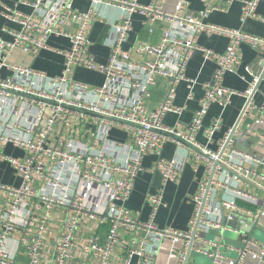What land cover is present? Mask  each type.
I'll list each match as a JSON object with an SVG mask.
<instances>
[{
    "label": "built area",
    "instance_id": "built-area-1",
    "mask_svg": "<svg viewBox=\"0 0 264 264\" xmlns=\"http://www.w3.org/2000/svg\"><path fill=\"white\" fill-rule=\"evenodd\" d=\"M89 1L88 12L77 10L76 0L23 2L32 7L31 13L0 4L2 17L20 26L17 30L3 28L10 38L0 36V70L9 72L7 76L0 73V148L12 145L24 152L14 157L0 149V161L9 162L21 177L20 186L0 183V190L7 192V197L0 199V264H15L17 249L10 246L13 240L27 248L30 264H37L51 244L48 264H73L80 253L96 256L97 264L113 260L116 264H156L157 255L148 249L154 234L184 243L181 249L172 246L170 251L178 264H199L191 260L192 251L211 258L212 264H264V242L254 235L257 230L264 231V102L254 100L264 82V68L251 72L249 81L242 76L248 82L245 91L224 84L226 74L237 73L241 65V45L247 43L254 51H263L264 37L206 24L194 14L181 17L169 13L159 1L148 5L136 0ZM45 5L49 7L46 13ZM104 5L119 7L124 14L113 24L115 37L107 42L108 60L99 63L92 56L86 30L93 24V14L99 15ZM254 8V1L246 2L244 18L253 16ZM207 9L203 17L210 13ZM138 12L145 16L166 14L177 26L189 29L190 35L177 39L166 31L159 44L139 46L134 58L125 44L132 17ZM70 24L74 25L72 31ZM203 31L228 36L225 52L200 46L198 36ZM54 34L67 37L69 48L49 46L47 40ZM173 46L181 48L177 56ZM41 49L63 56L59 74L10 63L16 50ZM196 50L215 62L213 78L203 83V95L191 121L168 125V114L179 118L186 108L175 104L181 83L190 85L186 100L194 99L197 82L185 71ZM171 55L175 60L168 66ZM79 70L100 74L103 84L77 79ZM157 76L167 78L170 89L165 100L149 111V85ZM236 96L245 99L238 120L216 139L223 117H216L207 128L206 117L212 105L224 111ZM114 129L125 133V141L110 137ZM200 133L205 142L198 140ZM240 140L252 143L255 149L244 148ZM168 142L179 148L189 146L190 152L207 163L193 197L188 231L156 225L154 218L163 203L161 192L150 198V220L141 221L139 214L126 206L149 153L159 156L152 169L161 173L164 184L180 178L182 160L161 157ZM105 224L109 229L101 239L98 231ZM121 230L129 238L122 237ZM214 234L220 238H203ZM201 237L208 248H195Z\"/></svg>",
    "mask_w": 264,
    "mask_h": 264
},
{
    "label": "crops",
    "instance_id": "crops-1",
    "mask_svg": "<svg viewBox=\"0 0 264 264\" xmlns=\"http://www.w3.org/2000/svg\"><path fill=\"white\" fill-rule=\"evenodd\" d=\"M31 0H0V4H7L16 7L25 13H31L32 7L24 4ZM141 5H148L159 1L163 10L169 13H177L181 17L188 14H194L197 18H204L206 24H215L230 29H241L250 35L264 37V0H136ZM254 1V15L250 18H244V7L246 2ZM90 6L89 0H76L75 7L80 12H88ZM209 8L210 13L203 17V13ZM43 12H47L48 6L43 7ZM99 15L93 14V24L87 28L86 36L89 38L91 44L92 56L99 63H106L109 57L110 48L107 42H110L115 37L114 23L120 21L124 11L116 6L104 5L100 8ZM1 10V7H0ZM154 17L153 20L150 17ZM151 16H145L139 12L134 14L130 22L131 29L125 44L126 49L137 58L138 48L143 44L157 45L162 42L163 35L166 31H170L172 38L182 39L190 35V30L177 26L174 19L166 14L152 13ZM17 30L20 28L18 24L10 22L0 14V36L10 38V35L3 30ZM68 29L72 31L74 25L70 24ZM41 37V34L37 36ZM230 43L228 36L224 34H217L213 32L203 31L198 36V44L206 49L213 50L217 53H224L227 45ZM47 44L59 50H66L69 48L68 38L65 36H58L56 34L50 36ZM174 54L181 52L179 46H173ZM241 65L237 73H228L224 78L225 86L239 91H245L248 87V82L252 78L251 72L259 73L264 68V50L254 51L249 44L243 43L241 45ZM175 60L174 56H170L166 63L170 66ZM11 64H21L29 66L37 70L46 72L49 75L59 74L63 68V56L57 52L47 49L38 51L30 50L29 52H22L16 50L10 57ZM215 62L209 61L205 57V53L196 50L190 57L186 67V76L190 79L196 80V85L193 88L194 99L186 100L187 94L190 92V85L188 83H181L178 86L177 97L175 99L176 105H186L183 113L178 118L173 114L166 116V124L172 125L179 121L182 125L191 121L195 111L199 106V99L203 95V83L210 81L213 78L215 70ZM252 69V70H251ZM3 76H7L9 72L4 68L0 70ZM242 76L246 80L242 79ZM75 77L79 80L88 82L94 85H101L104 78L92 71L79 70ZM170 89L167 78L157 76L155 81L149 85L150 96L146 100L149 111L156 109L167 97ZM254 100L260 104L264 102V82L258 86L254 94ZM245 99L239 96L233 98L232 103L226 110L222 111L217 104L212 105L204 127H209L216 117L222 115L223 121L220 131L215 134L216 139L222 138L225 133L237 122L241 110L244 106ZM110 137L115 140L125 141L126 136L123 131L114 129L111 131ZM198 140L205 142L203 133L198 134ZM241 146L254 150L252 143L239 141ZM214 148L216 146H213ZM3 152L14 157H21L24 155L22 149L12 145H4L0 148ZM161 157L166 159L177 158L182 160L183 168L180 178L176 182H168L164 184L162 175L159 171H154L152 166L155 164L159 156L151 152L145 156L143 160L144 171L138 176L135 181L134 190L126 202V206L139 214L141 221L150 220L152 217V206L150 198L162 193V205L159 206L154 221L160 228H170L177 231H188L190 227V220L194 213L193 197L197 193L199 183L205 175L207 163L200 160L196 153L190 152V147L185 145L179 148L175 143L168 142L162 149ZM0 183L8 186H20L21 177L18 172L7 161H0ZM7 192L0 190V199H5ZM109 229V225H103L98 235L101 239L105 238ZM258 231V230H257ZM264 234V231H260ZM122 237L129 238V234L121 230ZM255 235V232H254ZM15 235L14 237H16ZM19 236V234H18ZM50 237L49 240L53 239ZM203 238H212L218 240L220 237L217 234L205 235ZM202 237L196 243L195 248H208ZM52 245V244H51ZM45 248L43 254L39 257L37 264H48L49 254L52 246ZM11 248L17 249L15 264H30L31 257L27 253V248L20 245V242L13 240L10 244ZM172 246L181 249L184 243L181 241H173L171 238H163L156 234L151 237L148 244V249L157 255L156 264H178L175 258L170 257ZM191 260L199 264H212L211 258L202 253L195 252L191 254ZM96 256H89L79 254L78 258L72 261L73 264H97ZM111 264H116L113 260Z\"/></svg>",
    "mask_w": 264,
    "mask_h": 264
},
{
    "label": "rangeland",
    "instance_id": "rangeland-1",
    "mask_svg": "<svg viewBox=\"0 0 264 264\" xmlns=\"http://www.w3.org/2000/svg\"><path fill=\"white\" fill-rule=\"evenodd\" d=\"M255 236H256V238H258L259 240L264 242V234H261L260 232L256 231Z\"/></svg>",
    "mask_w": 264,
    "mask_h": 264
},
{
    "label": "water",
    "instance_id": "water-1",
    "mask_svg": "<svg viewBox=\"0 0 264 264\" xmlns=\"http://www.w3.org/2000/svg\"><path fill=\"white\" fill-rule=\"evenodd\" d=\"M262 73H264V70H263V72ZM242 230H245V231H250L251 230V228H249V227H243L242 228ZM256 232V231H255ZM258 232H260L259 230H258ZM256 237V236H255ZM191 252V251H190ZM190 252H189V254H190ZM195 252L194 251H192L191 252V254H194ZM212 262V261H211Z\"/></svg>",
    "mask_w": 264,
    "mask_h": 264
}]
</instances>
